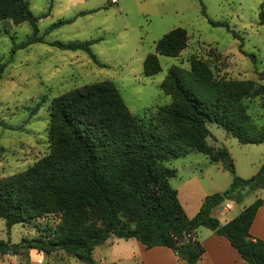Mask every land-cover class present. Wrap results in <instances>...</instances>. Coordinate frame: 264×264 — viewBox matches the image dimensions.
<instances>
[{
  "label": "trees",
  "instance_id": "obj_1",
  "mask_svg": "<svg viewBox=\"0 0 264 264\" xmlns=\"http://www.w3.org/2000/svg\"><path fill=\"white\" fill-rule=\"evenodd\" d=\"M18 4L34 31L14 51L45 42L63 50H84L97 60L92 41L62 43L38 36V18L26 0H18ZM209 21L214 26H227ZM260 23L264 25V11ZM188 40L183 27L164 34L156 43V53L146 58L144 74L153 76L162 71L159 54L179 56ZM242 52L257 62L254 54ZM5 66L0 65V80ZM260 75L264 79V72ZM161 87L177 99V103L160 107L164 115L161 127L140 123L113 81L54 99L51 114L61 123L49 128L55 153L26 173L0 181V217L6 219L10 232L13 225L47 213L53 205L64 213L63 222L52 237L24 238L18 245L0 240L1 253L21 254L31 248L46 254L62 250L86 264H98L94 249L116 237L135 238L147 248L167 246L178 257L196 263L205 249L193 234L205 226L226 237L249 264H264V240L250 232L263 199L258 198L225 224L214 215L227 200L242 203L248 193L264 188V163L256 175L241 178L229 149L206 143L211 135L208 122L223 126L242 143H264V127L251 125L240 102L250 87L241 90L232 81L217 78L199 58L192 59L190 69L171 67ZM251 94L263 95L264 85ZM108 108L116 109L113 115L104 114ZM187 124L193 129L190 138L180 131ZM250 132L256 134L250 136ZM194 150L207 155L212 163H221L233 180L224 192L206 196L197 214L189 217L171 184L177 170L166 162Z\"/></svg>",
  "mask_w": 264,
  "mask_h": 264
},
{
  "label": "rangeland",
  "instance_id": "obj_2",
  "mask_svg": "<svg viewBox=\"0 0 264 264\" xmlns=\"http://www.w3.org/2000/svg\"><path fill=\"white\" fill-rule=\"evenodd\" d=\"M26 2L38 18V36L62 43L92 41L97 60L84 50H63L45 42H33L14 51L16 45L33 35L34 29L23 18L18 0H0V65H6L0 80V181L26 173L55 153L49 128L61 123L52 117L53 101L89 85L113 81L127 109L140 123L161 127L164 115L160 107L177 103L174 96L162 90L161 84L171 67L190 69L193 58L207 62L217 78L232 81L236 88L250 87L249 94L240 102L251 125L264 127V94H251L253 89L264 85L260 75L264 72V25L260 23L264 0ZM209 19L225 22L227 26H214ZM177 27L186 29L187 47L176 57L159 54L162 71L146 76L147 56L156 53L157 41ZM242 50L254 54L257 62ZM115 110L108 108L104 114L113 115ZM208 127L211 135L206 143L214 148L227 147L241 174H251L256 165L264 162V143H242L215 122H208ZM180 131L189 138L193 134L189 124ZM249 134L254 136L256 132ZM166 165L177 169L171 184L178 190L189 216L199 211L200 198L217 192L233 180L228 170L220 165L217 168L207 155L195 150L167 161ZM245 200L244 203L227 200L234 207L221 210L220 217L221 214L227 218L236 216L248 204ZM63 217L64 213L51 205L49 212L13 225L10 232L6 219L0 217V240L18 245L24 238L55 236ZM141 245L137 239H115L114 243L96 247L94 258L98 264H143L145 248ZM166 251L170 250L166 248ZM21 252L0 254L8 264H60L53 260H59L58 255L54 257L35 248ZM57 253L69 255L62 250ZM147 258L148 264H164L153 256ZM65 264L86 263L69 255Z\"/></svg>",
  "mask_w": 264,
  "mask_h": 264
},
{
  "label": "crops",
  "instance_id": "obj_3",
  "mask_svg": "<svg viewBox=\"0 0 264 264\" xmlns=\"http://www.w3.org/2000/svg\"><path fill=\"white\" fill-rule=\"evenodd\" d=\"M260 144H263V143H260ZM234 163H235L237 175L241 178L248 179V178L257 174V172L260 170V168L264 162H261L259 165H256L254 170L252 169L251 174H248V175L241 174L240 172H238L237 163L236 162H234ZM213 164L218 166L217 168H220L219 165L221 166V168H224V166L221 163H213ZM201 172L204 173L205 171L201 170ZM231 183H232V180L226 186H223L222 188H220L217 192H220V193L224 192L225 190H227L230 187ZM217 192H215V193H217ZM178 195H179V193H178ZM258 198H261L264 200V188L257 189L255 191H251L250 193H248L247 196L245 197L246 200L244 199L246 201V203H248V204H245L243 206L242 210L245 207L252 204ZM203 199L204 198H200V200L202 202H203ZM244 200L242 201V203H244ZM202 202H201V205H202ZM199 206H200V204H198V207ZM222 207L215 209L214 215L219 219L221 224H225V223L229 222L230 220H232L235 216L227 218L226 216L223 217L221 214V217H220L221 210L222 211L227 210L226 208H224V207L222 208ZM189 217H193V216H189ZM250 232L254 237H258V238H261L264 240V204L259 208V210L256 214V217L253 221V224L251 226ZM193 237H195L196 240L200 241L202 243V245L204 246V249H205L203 255L201 256V258L196 263H189L186 260L178 257L177 255H175L173 253L172 249L167 247V246H155L152 248H147L141 242V244H142L141 246H143L142 248H145L144 249L145 253H144V255H142V259L144 260L143 264H145V263L148 264V258H147L148 255L153 256L154 258H157L160 263H164V264H167V263H172V264H249L246 260H244L241 257V255L231 245L230 241L226 237L217 234L215 231H213L212 229H210L208 227H205V226L199 227L195 231V233L193 234ZM115 239H122V238L110 237L104 244L114 243ZM130 239H135V238H130ZM166 248H168L170 251H166ZM93 254H94V252H93ZM52 255L54 257L58 255L59 260H56V261H55V259H53V260H54V262H57L60 264H65L67 258L69 257V255H62V254H59L57 252L52 253ZM5 258L6 257L3 254H0V264H8V260H6ZM102 262H104V261H102ZM39 263H42V260H39Z\"/></svg>",
  "mask_w": 264,
  "mask_h": 264
},
{
  "label": "built area",
  "instance_id": "obj_4",
  "mask_svg": "<svg viewBox=\"0 0 264 264\" xmlns=\"http://www.w3.org/2000/svg\"><path fill=\"white\" fill-rule=\"evenodd\" d=\"M114 2H116L117 0H113ZM234 207L233 203L231 202H227L224 206V208H226L227 210H230ZM193 239H195V237H193Z\"/></svg>",
  "mask_w": 264,
  "mask_h": 264
},
{
  "label": "water",
  "instance_id": "obj_5",
  "mask_svg": "<svg viewBox=\"0 0 264 264\" xmlns=\"http://www.w3.org/2000/svg\"><path fill=\"white\" fill-rule=\"evenodd\" d=\"M223 208V207H222ZM11 255H15L14 253H12Z\"/></svg>",
  "mask_w": 264,
  "mask_h": 264
}]
</instances>
